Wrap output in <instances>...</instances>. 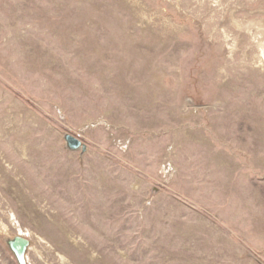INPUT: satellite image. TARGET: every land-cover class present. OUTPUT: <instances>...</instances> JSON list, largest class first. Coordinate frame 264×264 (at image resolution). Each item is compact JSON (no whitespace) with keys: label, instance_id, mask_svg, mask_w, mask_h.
<instances>
[{"label":"rangeland","instance_id":"obj_1","mask_svg":"<svg viewBox=\"0 0 264 264\" xmlns=\"http://www.w3.org/2000/svg\"><path fill=\"white\" fill-rule=\"evenodd\" d=\"M0 264H264V0H0Z\"/></svg>","mask_w":264,"mask_h":264},{"label":"water","instance_id":"obj_2","mask_svg":"<svg viewBox=\"0 0 264 264\" xmlns=\"http://www.w3.org/2000/svg\"><path fill=\"white\" fill-rule=\"evenodd\" d=\"M66 139L68 141V144L72 148H77L81 144V141L73 135H68ZM18 240H21V239H18Z\"/></svg>","mask_w":264,"mask_h":264}]
</instances>
